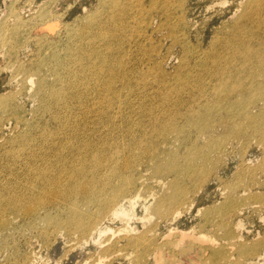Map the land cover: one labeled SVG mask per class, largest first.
Returning a JSON list of instances; mask_svg holds the SVG:
<instances>
[{
  "label": "bare ground",
  "instance_id": "obj_1",
  "mask_svg": "<svg viewBox=\"0 0 264 264\" xmlns=\"http://www.w3.org/2000/svg\"><path fill=\"white\" fill-rule=\"evenodd\" d=\"M22 1L25 0H17L12 6L11 17L2 28L1 41V45L9 51L10 61L19 62L20 69L37 83L34 95L37 105L29 112L30 119L26 116V109L15 105L14 94L0 97V129L7 118L26 126L8 140L12 148L6 152L23 175H16V179L9 183L11 188L5 196L0 193V250L9 253L14 264H30L26 255L16 263L20 255L19 247L8 244L7 235L16 231L18 234L21 227L24 231L34 230L44 222L57 229H66L68 233L74 230L79 234H89L104 221L103 218L119 217L117 214L123 211L122 208H133L132 196L138 194L143 184L138 186L137 193H132L128 187L136 180L133 176L120 177L123 170L133 169L139 158L148 161L146 164L150 165L153 174L159 175L155 178L160 191L171 189V193L162 194L159 200V217L164 220L185 207L192 188L208 180L211 171L217 167L213 158H218L219 148L226 139L233 136L242 138L241 135L246 139L256 136L264 142V109L257 112L252 109L257 108V100L264 95V0H249L246 8L241 4V12L232 18H221L202 44L210 46V53L204 52V57L198 60L196 68H200L199 72H193L186 62L178 68L169 86L176 94L182 93L188 84L202 82V86L189 101L193 103L186 112L175 106L173 109L176 112L163 123L157 122V125H168L169 129L163 131L156 127L159 137L150 141L157 144L154 149L138 148L137 136L131 133L129 117L118 120L116 114L107 113V110L122 112L125 105L131 104L123 99L121 92L130 84L127 62L113 54L120 50L119 41L123 32L126 35L128 17L136 14L132 4L135 0H95L98 6L92 7L90 13L81 15L70 11L73 14L67 21V3L64 8L63 3L70 0H50L46 4L30 0L40 7L39 14L31 18L23 14L25 10L20 7ZM120 1L122 6L115 13L114 5ZM151 1L157 4L156 0ZM217 1L220 0H210L204 7L196 5L200 10L195 11L192 4L187 5V0H167L165 2L168 7H173V12L182 10V13L171 18L167 11L163 12L162 24L165 26L166 20H170L173 25L165 27L178 43L173 32L176 25L188 27L186 18L191 23L194 16L197 20L190 25L203 28L209 16L225 11L223 5L226 3L222 0V8L211 14ZM74 6L68 3L69 8ZM202 10L203 14H200ZM138 13L141 15L140 10ZM61 21L66 23L67 39L63 43L49 41L47 34L54 33ZM203 33L201 30L184 35V38L194 36L200 44ZM116 79L122 82L119 90L114 87ZM138 79L144 82L142 76L139 75ZM132 90L135 91V87ZM93 91L96 96H100L101 92L108 93L110 100L99 106L97 115L89 118V108L85 109L87 105L104 103L96 102L92 96L88 98ZM4 111L9 114L4 116ZM99 119L112 128L108 142L114 139L116 131L130 136L132 142L119 151L100 150L94 144H85L77 151L74 147L68 148L72 142L79 145L81 124L86 120L95 123ZM216 124L225 128L226 138L210 136ZM170 132H178L180 142L190 145L187 153L176 154L161 149L159 142L167 140V133ZM201 136H208L209 140L202 141ZM59 160L62 167L56 171V166L52 169V165ZM102 172L105 173L101 175ZM170 177L172 179L167 182ZM112 179L120 181L118 187L111 184ZM104 189L126 196L120 200L115 196L105 201L104 197L108 194L103 193ZM65 203L69 209L63 208ZM96 207L102 214L99 224L98 217L92 214ZM8 213L22 217L23 223L9 220ZM130 245L138 250L140 259L145 258L147 251L153 248V243L147 238Z\"/></svg>",
  "mask_w": 264,
  "mask_h": 264
},
{
  "label": "rangeland",
  "instance_id": "obj_2",
  "mask_svg": "<svg viewBox=\"0 0 264 264\" xmlns=\"http://www.w3.org/2000/svg\"><path fill=\"white\" fill-rule=\"evenodd\" d=\"M40 1L43 4L50 3V0ZM156 1V5L151 0L132 1L136 14L128 17L127 36L123 32L122 40L119 41L120 50L113 54L116 58L127 62L130 84L121 92L123 99L131 104L125 105L122 112L106 109L108 114L114 116L116 114L118 120L130 118L131 133L137 136L139 149H142L141 146L149 149L157 147V144L150 141L159 137L158 129L163 131L169 129L168 125H157V122L163 123L176 112L173 109L175 106L186 112L193 103L189 101L201 89L202 82H195L186 85L182 93L176 94L169 86L173 83L178 68L186 62L193 68V72H199L200 68H196L197 62L204 57V52L210 49V46L202 45L206 38L214 31L222 17L224 20L232 18L241 12V4L246 8L249 2V0H240V2L223 0L226 3L223 5L225 11L209 16L203 28L191 26L197 20L196 17L192 16L191 23L186 18L188 27L176 25V29L173 30L176 37L174 39L178 42L176 43L165 27L173 24L169 19L166 20L165 26L162 24L163 12L167 11L172 18L174 14L182 13V10L173 12V7H168L165 2L167 0ZM209 1L187 0L186 3L188 6L192 4L194 10L199 11L196 5L204 7ZM69 2L75 5L74 8L68 7ZM16 3L17 0H0V97L14 94L15 105L19 104L26 109V116L30 119L29 112L37 105L34 99L37 91L36 80L29 79V74L20 69L19 62L16 63L14 59L10 61L8 49L1 45L2 28L11 17V8ZM66 3L68 13L65 21L72 17L73 13L71 14L70 11L87 15L92 7L98 6L95 0H70L64 1L63 8ZM222 3V0L217 1L211 14L222 8ZM121 6V1L118 5H114L115 13ZM20 7L25 10L23 14L26 18L39 14L40 7H36L30 0L22 1ZM138 10L141 11V15ZM200 14H203V10ZM65 24L61 21L60 27L54 33L47 34L49 41L63 43L67 39ZM201 30L204 31V38L201 36L200 44L194 40V36L189 39L184 38V35ZM103 50L106 51V48ZM139 75L144 82L138 79ZM121 83L116 79L114 87L119 90V87L122 88ZM206 84L207 82L204 83ZM133 87L135 91L132 90ZM95 94L96 92L93 91L88 98L92 96L96 102L104 101V103L87 105L85 109L89 108L87 111L89 118L97 115L99 106L110 100L108 93L101 92L100 96ZM257 103V108H252L255 112L264 109V95L257 100ZM2 114L7 116L9 112L4 111ZM101 121L103 120L99 119L92 123L86 120L81 124L79 128L82 136L79 145L72 142L68 148L74 147L77 151L85 144H94L100 150L119 151L132 142L130 136L120 131H116L114 139L108 142L112 128ZM25 127L24 123L7 118L0 129V193L3 196L9 192L11 188L9 183L16 179V175H23V172L17 168L18 165H13L9 160L6 152L12 148L8 140L17 136L16 133ZM212 130L210 136L218 139L228 136L225 128L219 124H216ZM177 134L178 132H170L167 133V140L161 139L168 141L159 142L163 151H173L176 154L188 152L187 148L190 145L182 144ZM241 137L233 136L226 139L219 148L218 158H213L217 162V167L211 171L206 182L191 189L185 207L176 214L164 220L159 217V200L162 194L171 193V189L160 191L155 178L159 175L153 174L150 165L146 164L148 161L139 158L137 165L133 169L123 170V175L120 177L125 179L133 176L136 182L128 187L132 193H137L138 186L143 184L138 194L132 196L133 208H122L124 214L122 212L117 214L119 217L115 215L114 221L113 218H103L101 224L99 222L102 214L97 207L93 208L92 214L98 217L99 225L89 234H79L74 230L68 233L66 229H57L44 222L37 225L34 230L32 228L24 231V227H21L18 234L16 231L7 235L9 246L19 247L20 255L16 263L26 255L30 264H264V142L256 136H251L249 139L244 138L243 135ZM200 140L207 141L209 137L201 136ZM78 157L80 158V153ZM54 166H56L55 170L59 171L62 162L59 160L54 163L52 169ZM104 173L102 172L101 175ZM171 179L172 177L166 181ZM111 184L118 187L120 181L112 179ZM103 193L108 194L104 197L105 201L115 196L118 200L126 196L124 193L107 189H104ZM63 208L69 209L67 203ZM7 218L18 224L23 223L22 217L13 213H8ZM143 232L147 234H142ZM142 238L150 239L153 248L147 251L145 258L140 259L138 250L131 247L130 243ZM0 264H14V260L9 253L0 250Z\"/></svg>",
  "mask_w": 264,
  "mask_h": 264
}]
</instances>
